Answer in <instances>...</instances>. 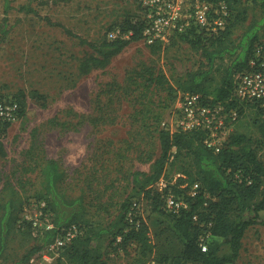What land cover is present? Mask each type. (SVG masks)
<instances>
[{"label": "rangeland", "instance_id": "1", "mask_svg": "<svg viewBox=\"0 0 264 264\" xmlns=\"http://www.w3.org/2000/svg\"><path fill=\"white\" fill-rule=\"evenodd\" d=\"M195 1H186L185 12ZM202 1L215 8L221 1L228 5L227 24L236 40L264 14V8L254 0ZM6 5V0H0V22L8 17L0 43V95L18 98L25 110L0 137L4 147L0 150V191L11 181L26 202L21 227L1 264H85L83 258L70 260L62 249L49 246L30 261H20L28 249L42 243L46 226L55 216L43 187L42 167L48 158L56 159L64 172L67 194L76 197L84 192L93 204L77 221L88 231L109 227L125 199L140 198L141 216L150 226L152 251L142 255L135 243L117 248L113 233L105 232L93 243L97 254L89 264H170L166 258L180 255L184 240L175 228L172 211L164 204L155 210L150 198L142 197L145 189L133 180V174L141 171L144 177L153 173L162 152L159 130L155 129L169 117L174 95L181 92L176 89L171 94L168 85L177 88L180 77L207 61L202 50L180 38L179 31L167 44H149L142 37L105 68L80 75L81 60L93 53L82 39L101 42L110 38L111 31L121 29L127 19H144L148 12L141 0H10L9 11ZM22 5L36 11L21 10ZM261 39L263 28L259 30ZM229 62L227 57L217 60V65ZM140 70L165 76V81L149 85ZM219 80L216 73L214 96ZM138 109H143L140 116ZM259 118L257 110L247 105L231 133L253 139L264 161ZM190 162L191 156L185 152L172 156L165 167L169 181H175ZM262 214L264 217V211ZM208 239L209 243L219 240L215 235ZM234 264H264L263 223L247 229Z\"/></svg>", "mask_w": 264, "mask_h": 264}, {"label": "trees", "instance_id": "2", "mask_svg": "<svg viewBox=\"0 0 264 264\" xmlns=\"http://www.w3.org/2000/svg\"><path fill=\"white\" fill-rule=\"evenodd\" d=\"M254 1L259 2L264 8V0ZM6 3V10L9 11L10 0H6ZM20 9L28 12L36 11L32 6L26 5H22ZM7 19L6 16L4 21L0 22V43L7 31L5 29ZM143 27V19L132 18L125 21L120 35L116 38H106L97 43L82 39L93 48V53L81 60L79 74H88L95 68H105L132 41L142 38ZM261 28L264 29V14L260 19H254L238 40L231 37L230 23L225 29L217 32L195 25L182 32L179 37L187 40L193 48L202 50L207 61L203 62L197 70L189 71L180 77L177 88L169 84V92L172 94L174 90L179 89L201 93L208 102L212 103L228 101L232 95L235 74L248 65L255 44L259 41ZM68 32L71 33L70 30ZM227 57L230 59L229 63L217 65V60H225ZM143 73L144 71L140 70V74L147 78L149 85L165 81V76L155 75L153 71H149L150 75ZM216 73L220 77V86L215 88L217 94L214 96L212 86ZM177 96L178 94L174 95L173 101ZM20 103L21 116L25 106L21 100ZM230 103L237 104L234 101ZM247 105H251L259 113L260 118L257 124L264 137V109L257 103L243 104L239 107L240 117ZM144 108L146 110L145 104ZM142 113L143 109L137 110L138 116ZM138 118L141 117H136ZM153 119L157 120L158 117L154 115ZM10 125L7 123L0 128V137L6 134ZM158 130L162 152L156 160L153 173L145 174L144 177L141 171H135L133 174V180L141 183V187L145 189L146 193L142 197L150 198L155 210H159V207L163 205V198L154 184L163 174H167L165 167L170 158L172 156L175 158L183 152L191 156L187 169L180 173L174 184H171L177 194L184 195L189 201L188 208L181 213L172 212L175 228L184 240V249L180 255L167 257L166 260H171L170 264H190L191 262L234 264L241 254L247 229L255 223L264 224L262 214L264 211V161L259 156L257 144L244 134L231 133L223 149L215 152L204 142L203 130L171 133L162 126H157L155 131ZM0 150L4 151L1 138ZM42 174L48 205L55 212L54 227L44 231L42 243L28 249L20 261H30L36 253L50 246L63 228L73 225L79 226L82 233L61 248L68 254L70 260L79 256L80 259H84L85 264H89L91 258L97 254V249L92 245L105 232L113 233V243L117 248L126 249L135 243L142 255L152 251L148 221L143 219L141 213H138L132 221L128 217L134 201L139 202L140 198L125 199L121 204L120 212L109 227L88 231L86 226L77 222L86 208L93 206L87 195L84 192L76 197L67 194L64 187L65 174L54 158L45 160ZM195 182H199L201 187L199 193L191 197L187 194L189 187L183 188V185L188 183V186H191ZM25 202V197L20 190L11 181H7L0 191V264L8 256L15 231L21 227V214ZM137 222H139L138 225ZM207 234L215 235L219 240L209 243L207 236L208 249L204 251L201 239Z\"/></svg>", "mask_w": 264, "mask_h": 264}, {"label": "built area", "instance_id": "3", "mask_svg": "<svg viewBox=\"0 0 264 264\" xmlns=\"http://www.w3.org/2000/svg\"><path fill=\"white\" fill-rule=\"evenodd\" d=\"M147 10L143 19V39L149 44L169 43L176 32H184L192 26L217 32L225 29L230 11L228 5L221 1L217 8L208 1L196 0L185 12L187 0H141ZM121 33L117 28L110 32V39L116 38ZM128 35V34H126ZM234 101L237 104L232 105ZM257 103L264 109V39L259 40L253 49L248 65L235 74L234 87L230 99L226 102H208L198 92L181 91L173 103L170 115L162 122V127L171 133L192 131L196 129L205 132L204 142L215 152H219L227 144L231 131L240 117V105ZM21 103L18 98H7L0 95V128L7 123L19 119ZM180 176V175H179ZM176 177L175 181L177 180ZM167 174L154 184L161 193L163 204L174 213H181L188 208L189 201L184 195L175 192ZM187 194L195 197L200 190V183L191 186L188 183L183 188H188ZM141 213V203L134 201L128 217L132 221ZM197 218V216H195ZM38 223L35 222V225ZM139 222H137V225ZM54 227L53 221L47 224L46 229ZM82 233V229L73 225L63 228L55 241L49 246L53 250H60ZM207 236L201 239L204 251L208 249ZM120 240V238H119Z\"/></svg>", "mask_w": 264, "mask_h": 264}]
</instances>
